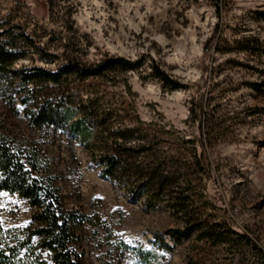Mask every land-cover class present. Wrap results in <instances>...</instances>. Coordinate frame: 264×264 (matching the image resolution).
<instances>
[{
  "label": "rangeland",
  "instance_id": "obj_1",
  "mask_svg": "<svg viewBox=\"0 0 264 264\" xmlns=\"http://www.w3.org/2000/svg\"><path fill=\"white\" fill-rule=\"evenodd\" d=\"M0 20L25 26L64 59L143 60L137 70L89 80L82 93L190 139V222L226 221L248 236L178 242L167 232L182 231L186 218L166 203L132 204L77 139L30 127L22 109L0 99L1 129L39 152L41 176L68 210L92 219L76 229L84 264H141L140 248L160 264H264V0H0ZM154 67L187 88H167ZM36 211L17 194L0 196L6 228L28 226Z\"/></svg>",
  "mask_w": 264,
  "mask_h": 264
},
{
  "label": "trees",
  "instance_id": "obj_2",
  "mask_svg": "<svg viewBox=\"0 0 264 264\" xmlns=\"http://www.w3.org/2000/svg\"><path fill=\"white\" fill-rule=\"evenodd\" d=\"M25 61L30 65H19ZM142 66L143 60L116 56L94 64L64 59L49 52L25 26L0 20V99L11 109H22L30 127L54 128L77 139L91 152L100 177L124 191L132 204L142 202L148 210L168 204L186 218L182 231L167 232L178 242L195 234L220 244L234 235L248 238L226 221L190 222V188L195 184L190 178V139L138 116L124 117L103 97L82 93L89 80ZM153 76L171 90L187 88L159 67ZM252 88L262 91L260 85ZM1 128L0 196L17 194L37 211L23 228H6L0 222V264H84L76 229L92 219L68 210L59 189L41 176L45 171L39 152ZM195 160L203 168L197 156ZM138 256L141 264H160L153 251L140 248Z\"/></svg>",
  "mask_w": 264,
  "mask_h": 264
}]
</instances>
